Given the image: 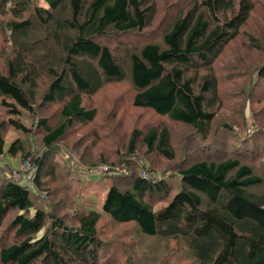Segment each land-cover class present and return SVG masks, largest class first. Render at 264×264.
Instances as JSON below:
<instances>
[{
  "label": "trees",
  "instance_id": "obj_1",
  "mask_svg": "<svg viewBox=\"0 0 264 264\" xmlns=\"http://www.w3.org/2000/svg\"><path fill=\"white\" fill-rule=\"evenodd\" d=\"M43 1L45 7L34 6V0H0V14H10L5 27L12 44L5 69L0 68V152H6L7 125L25 134L43 129L45 148L55 146L74 121L96 118L97 109L86 97L128 77L136 90L135 107L190 126L194 139L188 154L176 162L167 123L134 129L129 155L139 140L149 151L161 153L172 172L161 175L142 167L139 173H129L125 166L121 173L128 174L129 183L111 181L100 208L77 201L80 212L75 219L36 205L37 196H48L43 188L56 174L57 165L49 166L45 156L24 154L34 168L28 183L5 175L0 165V229L7 215L15 213L10 241L1 242L0 264H98L103 245L98 225L104 216L134 223L142 236L179 241L193 257L192 264H264V173L253 160L223 154L210 127L221 90L216 61L248 24L254 0H193L164 30L161 41L133 44L124 54L101 38L110 32L120 36L144 31L155 15L150 0ZM29 8L47 31L44 45H29L39 31L32 18L24 16ZM200 73L201 82L195 85ZM43 74L50 81L40 93ZM259 79L264 82V64L255 68L248 86ZM42 102L58 106L61 119L56 125L37 115L45 110ZM21 113L32 115L30 126L21 122ZM221 126L219 134L235 128L228 122ZM213 147L222 152L214 155ZM24 150L20 139L8 147L10 154Z\"/></svg>",
  "mask_w": 264,
  "mask_h": 264
},
{
  "label": "rangeland",
  "instance_id": "obj_2",
  "mask_svg": "<svg viewBox=\"0 0 264 264\" xmlns=\"http://www.w3.org/2000/svg\"><path fill=\"white\" fill-rule=\"evenodd\" d=\"M192 1L150 0L149 3L155 6V15L152 23L144 31L120 36L110 32L109 36L101 40L113 49L117 48L121 54H124L126 49L130 50L133 44L140 45L150 40L161 41L164 30ZM254 2L255 8L248 24L242 27L241 35L226 44L216 61L214 72L220 75L221 90L219 100L213 108L215 117L210 127L211 135L216 133V137L220 139L218 141L223 154H235L253 160L257 163V170L263 174L264 82L259 79L252 87L248 86L254 76L255 68L264 64V0H254ZM33 4L46 6L43 0H34ZM24 16L32 18L34 26L39 31L45 32L43 34L36 31L35 38L29 45L32 47L40 42L44 45L43 39L46 38L47 31L38 24L33 8H29ZM9 17L8 12L0 14V68L3 70L5 57L12 49L10 34H6L5 27V21ZM121 54H118L119 57H123ZM42 56L47 55L43 53ZM52 57L53 55L49 54L48 58ZM123 62L126 65L128 63L125 58ZM202 74L196 76L197 79ZM41 76L43 77L40 78V86H42L40 93L45 91L50 81L47 75ZM200 82L201 78L195 80V85ZM135 91L130 79L125 78L108 83L95 95L86 97V103L97 109L94 121L89 123L74 121L63 138L48 150L41 140L43 129L38 130L36 127V131L25 134L24 131L7 125L3 132L6 152H0L1 172L15 179L27 181L28 175L34 174V168L31 159L27 161L24 154L30 151L43 158L45 156L44 159L50 161L49 166L57 165L56 174L43 188L48 196L42 198L37 196L36 205L48 211L54 208L58 215L69 219H75L80 212L77 201L82 200L100 208L111 181L120 185H123V180L129 183L128 174L121 173L126 170L125 166L129 167V173L130 171L139 173L142 167L154 169L161 175L172 172L167 170L170 163L161 153L149 151L139 140H135L134 143L136 152L129 155L128 145L133 130L140 128L146 131L153 125L167 123L171 130V143L177 153L176 162L188 154L187 149L194 139L193 130L184 123L168 121L167 117L160 116L148 108L135 107L132 103ZM57 107L56 104H43L42 108L45 110L39 111L37 115L48 118L49 124L56 125L61 119ZM3 112L0 105V120L4 117ZM21 118V122L29 126L31 120L32 122L34 120L26 113H21ZM226 122L235 128L223 130L219 134L221 124ZM17 139H20L25 150L10 154L8 147ZM55 147L61 150L60 153L54 152L57 150ZM212 149L214 155L219 152L218 148ZM116 171L121 175L113 176L112 173ZM14 215L15 213H9L0 229V247L4 239L10 241L7 235H12L9 224ZM69 219L67 221L70 223L75 222ZM98 228L103 240V245L98 251V264H192L194 262L184 244L175 240H162L156 236H142L134 223L125 225L104 216Z\"/></svg>",
  "mask_w": 264,
  "mask_h": 264
},
{
  "label": "bare ground",
  "instance_id": "obj_3",
  "mask_svg": "<svg viewBox=\"0 0 264 264\" xmlns=\"http://www.w3.org/2000/svg\"><path fill=\"white\" fill-rule=\"evenodd\" d=\"M7 23V22H6ZM243 48V47H242ZM244 51V50H243ZM248 58V57H247ZM179 61V60H178ZM199 64V63H198ZM43 66V65H42ZM185 69V68H184ZM201 69V68H200ZM7 70H8V68H7ZM196 71V70H195ZM194 71V72H195ZM16 72V71H15ZM198 72V71H197ZM23 73V72H22ZM8 74V73H7ZM15 74V73H14ZM125 74V73H124ZM131 74V73H130ZM17 75H18V72H17ZM16 75V76H17ZM20 75V74H19ZM24 75V74H23ZM132 75V74H131ZM130 75V76H131ZM185 77V76H184ZM22 78H23V76H22ZM26 78V77H25ZM128 78H130V77H128ZM39 79V78H38ZM29 83V82H28ZM24 84H26V83H24ZM31 84V83H30ZM47 86V85H46ZM194 86V85H193ZM42 87V86H41ZM21 89V88H20ZM31 89H32V87H31ZM31 89H30V91H31ZM45 94V93H44ZM9 96V95H8ZM34 96V95H33ZM7 97V96H6ZM43 97V96H42ZM90 97V96H89ZM38 98V97H37ZM7 99V98H6ZM9 99V98H8ZM37 100V99H36ZM35 102V101H34ZM67 103V102H66ZM32 107V106H31ZM34 107V106H33ZM33 110V109H32ZM36 111V110H35ZM31 112V111H30ZM32 114V113H31ZM32 116V115H31ZM67 119V118H66ZM65 119V120H66ZM63 123V122H62ZM49 126V125H48ZM52 127V126H51ZM56 127V126H55ZM188 133V132H187ZM185 143V142H184ZM179 148H181V146L179 147ZM181 152V151H180ZM172 165V164H171ZM30 174V173H29ZM33 174V173H32ZM33 178V177H32ZM145 190H147V189H145ZM139 194V193H138ZM5 227V226H4Z\"/></svg>",
  "mask_w": 264,
  "mask_h": 264
},
{
  "label": "built area",
  "instance_id": "obj_4",
  "mask_svg": "<svg viewBox=\"0 0 264 264\" xmlns=\"http://www.w3.org/2000/svg\"><path fill=\"white\" fill-rule=\"evenodd\" d=\"M27 161H29V159H28ZM31 178H32V175H31V174L28 175V179H27V181L30 182Z\"/></svg>",
  "mask_w": 264,
  "mask_h": 264
}]
</instances>
